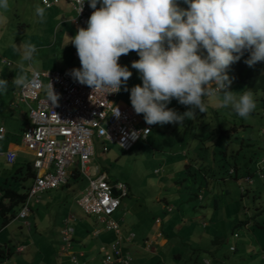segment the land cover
Returning <instances> with one entry per match:
<instances>
[{
    "label": "clouds",
    "instance_id": "clouds-1",
    "mask_svg": "<svg viewBox=\"0 0 264 264\" xmlns=\"http://www.w3.org/2000/svg\"><path fill=\"white\" fill-rule=\"evenodd\" d=\"M44 2L47 6V0ZM184 2L186 9L179 7L177 0H89L94 11L88 27L79 28L70 37L81 62L80 68L71 70V76L93 90L119 93L123 86L127 92L132 72L118 60L135 51L140 59L133 61L131 67L140 73L142 86L131 88L130 100L146 124L183 125L185 120L196 118V109L206 113V100L212 96L222 97L219 107H231L239 117L247 119L257 107L255 95L251 89L229 91L232 80L227 69L245 51L250 53L245 60L249 67L264 61V0ZM78 3L80 13L84 0ZM8 7V0H0V9ZM45 13V7H36L41 22ZM13 47L23 61L31 62L37 53L32 43ZM19 67L20 72L11 83L26 88L30 81L23 63ZM8 85L6 79H0V94L8 91ZM46 89L48 101L57 105L59 94L53 84L50 82ZM172 99L190 107L179 113L167 106ZM113 115L119 117L118 108H114Z\"/></svg>",
    "mask_w": 264,
    "mask_h": 264
},
{
    "label": "crops",
    "instance_id": "crops-1",
    "mask_svg": "<svg viewBox=\"0 0 264 264\" xmlns=\"http://www.w3.org/2000/svg\"><path fill=\"white\" fill-rule=\"evenodd\" d=\"M86 3L92 14L94 9L89 6V0H86ZM99 7L100 4L98 3L97 8ZM46 9H54V12L48 15L47 18V25L50 30L53 27V42L36 47L38 57L40 58L37 66H33L32 62L29 63V66L27 65L28 62H22L24 73L27 75L28 79H30L31 71H54L81 67L80 63L72 57V52L77 49L70 42V37H74L77 34L79 27L75 22L76 14L71 4L67 0H59L51 8ZM46 36H50L49 30H47ZM46 47L49 50H55L54 52L51 51L43 55ZM130 61H136V57H131ZM8 63L9 65L6 63L4 64L8 67L11 65L10 62ZM19 72L20 69H15L11 74L7 73L5 75H0V79H6L9 82L8 92L0 94V127L4 128V137L0 139V181L2 180V185H0V199L3 195V188L7 187L19 193H25L31 185L33 178V176L25 177L24 174L25 164L30 163L31 155L28 154L21 145L20 138L23 129L28 123V106L24 102L18 100L17 92L20 87H15L11 83L15 75ZM28 103L31 105L35 102ZM173 107H175V105ZM173 107L171 108L179 113H183L187 111L190 106L181 105L180 108ZM210 109L215 110L217 108ZM195 111L198 112L199 109ZM207 113L208 112L201 113L199 111L201 121L208 120ZM194 120L195 119L187 120V124L189 125L190 121L193 124ZM185 127V125L184 127L182 126V134L179 133L181 128L178 134H176V131L170 134V136L176 137V139H170L172 143H178L181 147L179 150H181L180 154L182 153L180 156L182 162L180 165H177V163H175L176 165H172L168 170V174L171 182H174L176 179L177 182L180 184L182 183V186H179V188H181L183 192L186 191V193H188L187 195L193 196L194 192H198V201L196 203L194 200L190 199L191 196L187 198V200L194 201L191 209H194L195 215H190L189 209L181 212L180 208L177 205L173 207L170 204L171 200L166 197L157 198L155 200V205L147 207V212L143 213L135 211L132 213V211L129 212L128 210L121 213L118 211L121 208L120 203L119 208L114 212L112 218L118 223L122 236L127 237L130 234L134 235L128 243L123 242L122 244L123 252L128 253L131 257L128 264H204V261H208L210 264H219L213 254L218 250L216 245L223 239L221 238V233L214 229L216 226L220 229L221 227L217 222L216 225H214V229L209 230L208 228L211 222L214 224L213 222H215L214 220L218 213H216V209H211L209 204L204 206L202 200L204 199L207 188L216 190L215 185L217 186L221 181L224 182L228 179L232 180L233 178L229 177L224 181L220 179L216 182L211 178V176L215 178L217 171H221L219 167L220 164L217 163L214 154L212 155L211 151L209 152L208 150L209 145L212 146L214 140L208 139L205 141L206 149H203V153L196 151V148L193 151L192 148L196 147V144H199V140L194 138L193 135L186 140L187 137L184 132L186 130L188 131V128L192 130V125L190 124L189 127ZM152 130L153 128L151 127V132L144 139L149 137ZM100 142L104 144V146L105 144H110L103 143L102 141ZM198 146H200V144ZM103 150H105V148ZM9 151H13L17 155L13 164H9L5 158L6 152ZM192 153L194 156L189 158V155ZM93 159L90 163L91 169L97 172H104L108 176V170L104 166L97 167L96 165H92ZM194 159H196V161ZM202 159H204V161L206 160V163L200 167L197 163ZM190 160L192 161L190 162ZM189 166L190 169L196 167L195 169L198 170L199 168L200 171V175L198 174V176H200L199 180L195 181L194 184H192L190 178L187 177L186 171H190ZM176 168L177 170L171 174L172 169L175 170ZM231 170L229 173H231ZM177 174L181 176L176 177ZM79 176L76 168H73L70 170V176L66 185L42 193L37 202L34 199H30L28 202L30 214L26 218L28 225H25L23 220L16 218L19 212L18 210L21 209L23 203L19 204L20 209H18L16 205L11 207V211L7 213L8 216H11L9 220L6 218V213H3L0 208V263L70 264L68 255L70 252H73L83 264H102V249L110 253V246L114 242L115 236L112 232L103 230L100 231L99 235L93 236L91 233L94 230L101 229V227L95 223H93L94 227L92 228H89L91 225L89 227L81 225L78 230L80 224L86 223L83 217L87 215L84 214L81 208L76 204V198L80 195L82 189L78 191L72 189L70 192L71 186L69 182L71 180L76 181ZM217 177H219V175H217ZM185 180H189L187 186H183L186 184ZM24 181L27 182L24 183ZM17 186L19 187L16 188ZM188 188H190V190L187 191ZM194 189H196V191ZM240 193L243 194L241 191ZM184 200H181L180 203L185 202ZM3 203L8 205V199H3ZM218 206L219 205L216 203L214 208ZM78 209H80L83 215L77 214ZM129 209H131V207H129ZM117 212L119 213L116 214ZM189 217H191V220ZM66 218L71 219V225L74 228L69 251L60 238L63 221ZM219 222H221V220ZM241 223L247 226L246 223ZM226 229L227 227L224 230ZM235 234L236 233H233V237L237 238L238 235L236 234L235 236ZM18 246H23V250L20 252L17 251L16 248ZM183 247L190 250L191 247H194L192 251L195 257L188 259L189 261H185L180 253H173ZM2 252H4L5 255H3Z\"/></svg>",
    "mask_w": 264,
    "mask_h": 264
},
{
    "label": "rangeland",
    "instance_id": "rangeland-1",
    "mask_svg": "<svg viewBox=\"0 0 264 264\" xmlns=\"http://www.w3.org/2000/svg\"><path fill=\"white\" fill-rule=\"evenodd\" d=\"M177 3L181 8H188L184 0H177ZM8 4L7 10L0 9V75L11 74L15 69L19 70V65L22 62H28L27 65L29 66L30 62L22 60L21 53L13 47L14 44L19 46L22 42L32 43L37 47L53 42V27L50 30L47 25V18L48 15L54 12V9H46L45 19L41 22L40 17L36 14L37 6L44 7L41 4V0H8ZM47 30H49L50 36H46ZM45 49L43 55L55 50H49L47 47ZM131 57H136V60L140 59L137 52L131 51L118 60L121 66H128L132 72V76L127 81L129 91H124V87L122 86L118 97V101L124 104L131 103V88L137 84L142 86L140 73L131 67ZM1 60L10 62L11 65L7 67ZM39 60L40 58L36 53L31 61L32 65L37 66ZM228 90L242 92V84L232 82ZM254 95L257 107L247 119L239 117L231 107H219L218 105L222 97L212 96L207 98V125L201 127V115H199V111L196 112L192 130L188 128V131L184 132L187 137L186 140L191 138V135L202 139L209 132L211 134L209 139L214 140V143L218 139V134H220L219 128H227L228 130L231 127H236V130L231 133L229 132V134L233 135L229 136L231 141H233L229 146L232 148L238 144V140L234 138H246V134H250L253 137L251 138L252 141L258 142V144L262 143L260 150L256 146L253 149L257 151L258 155H264V101L260 93ZM31 105L34 106L35 103ZM174 105L175 107H173ZM167 106L169 108H180L181 104L176 99H172L171 103ZM210 108L217 109L212 110ZM141 123L146 124L143 114L141 115ZM187 123L188 121L185 120L183 125L179 123H168L163 126L159 124L149 125L153 128L149 137L147 139L141 138L128 152H124L116 145L105 144L104 146L100 140H96V153L92 165H96L97 167L104 166L108 170V176L112 181L122 182L128 188L127 196L121 200V208L118 211L121 213L127 210L129 212L132 211V213H134L133 211L147 212L146 208L155 205L157 198L166 197L171 200L170 204L173 207L177 205L181 212L189 209L190 215H195L194 209H191L194 201L187 200L191 195H187L186 191H181L179 186H182V183L180 184L176 179L174 182H171L168 174V170L172 165H176L175 163L180 165L182 162V158L180 157L182 153L180 154L181 150H179L181 147L178 143H172L170 139H176V137L174 138L170 134L174 131L178 134L180 128L181 131L179 133L182 134V126L189 127ZM226 141L227 138L223 139L222 144ZM103 146L105 150H103ZM208 150L209 152L211 151L212 155L213 150L218 151L215 145L214 147L209 145ZM200 152L203 153V150H200ZM193 156L192 153L189 155V158ZM257 161L251 165V172L254 173L251 177L253 185L246 186L250 190L248 195L242 196L238 188V182L245 184L242 176L238 178L237 182L236 179L221 181L217 186L215 185L216 190H212L211 188L206 189L202 204L204 206L209 204L210 208L216 209V213H218L217 217H215V222H213L214 224L211 222L208 228L209 230L214 229V225L217 222L221 227L220 229L216 226L214 229L221 233V238L223 239L216 245L218 250L213 254L219 264H264V229L261 227L262 225L264 226V166L261 177L259 173L255 172ZM217 163L220 164L221 162ZM176 170L177 168L175 170L172 169L171 174ZM197 174L200 175L199 172ZM178 176L181 175L177 174L176 177ZM187 177L189 178L188 175ZM185 181L186 184L183 186H187L189 182V180ZM26 182L24 181V183ZM0 185H2V180L0 181ZM69 185L71 186L70 192L72 189L78 191L85 187L86 179L80 175L76 181L71 180ZM194 190L196 191V189ZM181 200L185 202L180 203ZM216 203L219 206L214 208ZM77 212V214L83 215L80 209ZM83 219L86 223L80 224L78 230L81 225H86L87 227L91 225L89 228H92L94 227L93 223L97 224L93 217L84 215ZM189 219L191 220V217ZM220 220L221 222H219ZM239 222H244L247 226H244L243 223L238 226ZM224 227H227V229L224 230ZM233 233L238 235L237 238L233 237ZM192 248L194 249V247H191V250L185 247L179 248L173 253L178 252L184 257L185 261H189L188 259L195 257Z\"/></svg>",
    "mask_w": 264,
    "mask_h": 264
},
{
    "label": "built area",
    "instance_id": "built-area-1",
    "mask_svg": "<svg viewBox=\"0 0 264 264\" xmlns=\"http://www.w3.org/2000/svg\"><path fill=\"white\" fill-rule=\"evenodd\" d=\"M59 0H44L42 4L49 8ZM76 17L79 28H87L91 12L84 0L83 9L79 13L78 0H68ZM124 56V55H122ZM77 62L80 59L77 50L73 52ZM2 62L9 65L8 62ZM71 68L54 71H31L28 87L19 89L18 100L28 106V123L21 133V145L31 155L30 168L32 183L28 187L25 201L16 218L28 225L26 218L30 214L28 202H36L46 191L55 190L67 184L70 170L76 168L78 174L86 179V185L76 198V204L87 216L95 219L101 229L91 234L97 236L100 231L112 232L115 236L110 246V253L103 251L102 264H128L131 257L123 252V242H129L133 234L121 235L120 227L112 215L119 208L121 200L127 196L126 184L112 181L106 173L93 171L90 167L95 156V141L117 145L123 151H129L141 138H145L151 129L141 124V115L137 114L131 103L118 101L119 93H108V89H95L80 84L70 74ZM53 84L54 91L59 94L57 105L47 99L46 86ZM28 102H35L32 106ZM119 109V117L114 116V108ZM4 137V128L0 127V139ZM17 155L13 151L6 152L5 158L13 164ZM264 157L256 163V173L262 177ZM245 184L238 182L241 192L246 186L253 185L250 176L242 177ZM115 192V193H114ZM74 228L71 219L63 221L60 238L69 251ZM22 251L23 246H18ZM70 264H83L73 252L69 255ZM0 264H5L0 263ZM204 264H210L204 261Z\"/></svg>",
    "mask_w": 264,
    "mask_h": 264
},
{
    "label": "trees",
    "instance_id": "trees-1",
    "mask_svg": "<svg viewBox=\"0 0 264 264\" xmlns=\"http://www.w3.org/2000/svg\"><path fill=\"white\" fill-rule=\"evenodd\" d=\"M249 55L250 53L248 51H245L244 55L241 57V59L238 62H235L229 66V68L227 69V73L229 75V78L232 80V82L242 84L243 91L251 89L254 94L260 93L264 101V61L257 62L254 66L249 67L245 63V60L249 58ZM200 122H202L201 127L207 125L206 120L203 121L200 120ZM190 124L192 125L191 121ZM185 128H187V126ZM234 130H236V127L234 128L231 127L228 130L227 128L226 129L219 128L220 134H218V139H216V141L212 144V146L214 147L215 145L216 149L218 150V151L213 150L212 153L214 154L216 161L221 162L219 165L221 171H217V175H219V177H217V175L215 178L211 176V178L214 179L215 181L217 180L219 181L220 179L224 181L226 178L229 177L233 179H238L241 176L242 177L247 175L252 176L254 173L251 172L252 171L251 165L255 161L259 160L261 157L264 156V155L261 156L258 155L257 151L253 149L256 146L258 147V150H260L262 148V143L258 144V142L252 141L251 138L253 137L250 134H246L247 135L246 138H242V137L234 138L235 140H238L237 141L238 144H236L235 147L231 148L229 144L233 141H231V138L229 136H233V135L229 134V132L231 133ZM225 133H227V135H225ZM210 135L211 134L208 132V134L203 136L202 139L197 138L199 140L200 146H198L199 144H196V147L192 148V150L194 151L195 148L196 151L206 149L205 141L210 138ZM225 138H227V141L224 144H222V141ZM194 160L196 161V159ZM204 163H206V160L204 161V159H202L197 164L198 166L202 167L201 165H203ZM195 168L190 169V171H186L187 175L189 174L190 176L189 178L192 184H194L195 181L199 180L200 177L197 174V172L200 173L199 168L197 167L198 170H196ZM231 169L233 170V172L229 173ZM24 172H25L24 173L25 177L33 176V174L31 173V168L29 163L25 164ZM249 192H250L249 188H246L245 192H242L243 194L241 195L242 196L248 195ZM26 195H27V191L22 194L10 187L3 188V195L0 199L1 211H3V213H6L7 215V213L11 211L12 209L11 207H13V205L18 206V209H20L19 204L23 203L24 199L26 198ZM197 195L198 192L196 191L193 193V196H191L190 198L191 200H194L195 203L198 201ZM3 199H8L9 204L5 205L3 203ZM10 217L11 216L7 215L6 216L7 220H9ZM240 224L242 223L240 222L238 226ZM261 227L264 229L263 225ZM2 253L3 255H5L4 252Z\"/></svg>",
    "mask_w": 264,
    "mask_h": 264
},
{
    "label": "water",
    "instance_id": "water-1",
    "mask_svg": "<svg viewBox=\"0 0 264 264\" xmlns=\"http://www.w3.org/2000/svg\"><path fill=\"white\" fill-rule=\"evenodd\" d=\"M115 193V192H114Z\"/></svg>",
    "mask_w": 264,
    "mask_h": 264
}]
</instances>
